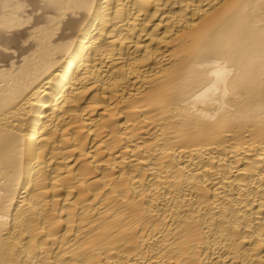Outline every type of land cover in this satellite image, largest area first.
<instances>
[{"label": "bare ground", "instance_id": "bare-ground-1", "mask_svg": "<svg viewBox=\"0 0 264 264\" xmlns=\"http://www.w3.org/2000/svg\"><path fill=\"white\" fill-rule=\"evenodd\" d=\"M0 264H264V0H0Z\"/></svg>", "mask_w": 264, "mask_h": 264}]
</instances>
